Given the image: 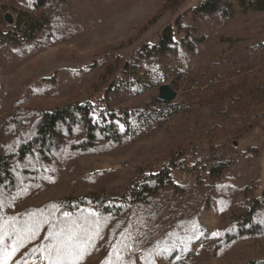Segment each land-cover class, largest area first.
<instances>
[{
    "label": "rangeland",
    "instance_id": "obj_1",
    "mask_svg": "<svg viewBox=\"0 0 264 264\" xmlns=\"http://www.w3.org/2000/svg\"><path fill=\"white\" fill-rule=\"evenodd\" d=\"M239 1L0 0V264H48L71 221L79 264L264 262V11Z\"/></svg>",
    "mask_w": 264,
    "mask_h": 264
},
{
    "label": "trees",
    "instance_id": "obj_2",
    "mask_svg": "<svg viewBox=\"0 0 264 264\" xmlns=\"http://www.w3.org/2000/svg\"><path fill=\"white\" fill-rule=\"evenodd\" d=\"M239 4H241V6L245 9V10H253V11H257V12H261L264 11V0H256L254 2L252 1H245V0H240ZM200 11H204V12H212L215 10V4L213 1H205L202 5H200L199 7ZM164 39L166 40H171L170 38V32H168V30L166 31V33L164 34ZM164 40H163V44H164ZM77 106L72 107H66V108H62V109H56L50 112H46L44 114V122L42 124V126L39 128L38 132H37V138L32 142L29 143H25L23 145H21L19 147L18 152L20 153V155H24L27 152H30V146L35 143V144H40V146H43L45 141L52 139V137H54L55 135V125L58 122H66L69 119H72V114L74 112V109ZM213 156V155H211ZM210 156V157H211ZM213 158V157H211ZM210 159V158H209ZM11 175H10V171L7 165V161L3 160L2 158H0V189H3L7 186H9L11 184ZM156 187V183L153 185L152 189ZM155 189V188H154ZM154 189L152 190V192L150 191V186L146 185L143 186L141 188V190L135 191V201L136 202H145V199L151 195H153ZM257 264H264L263 263H257Z\"/></svg>",
    "mask_w": 264,
    "mask_h": 264
},
{
    "label": "snow or ice",
    "instance_id": "obj_3",
    "mask_svg": "<svg viewBox=\"0 0 264 264\" xmlns=\"http://www.w3.org/2000/svg\"><path fill=\"white\" fill-rule=\"evenodd\" d=\"M67 216V214H65ZM95 215V213H91ZM75 221H71L68 226H61L60 229L53 233L49 232V237L54 243L43 249H36L43 255L48 264H79L86 252V247L80 240V235ZM38 227L31 231V235L35 236ZM2 242V239H0ZM18 245H14L10 252L5 253L3 264H8L11 255H14Z\"/></svg>",
    "mask_w": 264,
    "mask_h": 264
},
{
    "label": "water",
    "instance_id": "obj_4",
    "mask_svg": "<svg viewBox=\"0 0 264 264\" xmlns=\"http://www.w3.org/2000/svg\"><path fill=\"white\" fill-rule=\"evenodd\" d=\"M158 97L163 102H169L175 98V92L169 86L163 85L159 89Z\"/></svg>",
    "mask_w": 264,
    "mask_h": 264
}]
</instances>
